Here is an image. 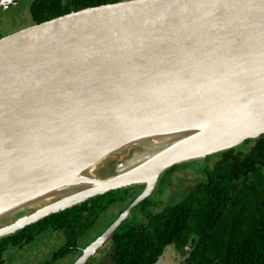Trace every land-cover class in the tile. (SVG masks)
<instances>
[{
  "label": "water",
  "instance_id": "1",
  "mask_svg": "<svg viewBox=\"0 0 264 264\" xmlns=\"http://www.w3.org/2000/svg\"><path fill=\"white\" fill-rule=\"evenodd\" d=\"M264 134V0H124L0 38V239ZM135 156L104 178L112 155Z\"/></svg>",
  "mask_w": 264,
  "mask_h": 264
},
{
  "label": "trees",
  "instance_id": "2",
  "mask_svg": "<svg viewBox=\"0 0 264 264\" xmlns=\"http://www.w3.org/2000/svg\"><path fill=\"white\" fill-rule=\"evenodd\" d=\"M108 2L85 0L73 11ZM70 11L57 7L49 17ZM207 159H213L212 166H205L202 179L174 202L161 206L160 198L149 197L131 211L109 240V264H157L171 246L172 264H264V134ZM143 188L140 184L110 191L1 238L0 264L8 250L37 245L53 233L62 245L43 264L72 251L79 258L86 247L77 248L83 233L109 206L119 204L115 220Z\"/></svg>",
  "mask_w": 264,
  "mask_h": 264
},
{
  "label": "rangeland",
  "instance_id": "3",
  "mask_svg": "<svg viewBox=\"0 0 264 264\" xmlns=\"http://www.w3.org/2000/svg\"><path fill=\"white\" fill-rule=\"evenodd\" d=\"M133 151V148H128L119 154L110 156L95 170V176L98 178H104L112 175L117 171L118 164L125 162L129 163L130 160H132V156H135V152ZM212 160H208L207 158L194 160L173 166L172 168L166 170L161 175L156 189L150 197L154 198L155 201L160 198L161 206H163L165 202H169L168 200L174 202L191 186L196 185L202 179L204 176L203 169L205 166H212L214 162ZM176 195L179 196L177 197ZM121 209L122 208L119 204L109 206L94 222V224L83 233V236L79 238L77 248L81 250L83 247H87L90 243H92L93 240H96L100 234L106 230L107 226L114 220ZM6 223L8 222L0 223V226L5 225ZM39 241L40 243H38ZM39 241L36 242L38 243L37 245L31 244L30 246L28 245L21 249L14 248L8 250L4 257V264H43L52 255V249L58 248L62 245L59 235L55 233L51 236L43 237ZM110 250L111 247L108 241L92 258H90L91 262L93 264H109L108 252ZM77 256L78 252L72 251L57 259L52 264H74L77 260ZM173 261L174 248L171 246L166 248L163 257L160 258L157 264H172Z\"/></svg>",
  "mask_w": 264,
  "mask_h": 264
},
{
  "label": "flooded vegetation",
  "instance_id": "4",
  "mask_svg": "<svg viewBox=\"0 0 264 264\" xmlns=\"http://www.w3.org/2000/svg\"><path fill=\"white\" fill-rule=\"evenodd\" d=\"M84 1L85 0H0V38L11 31L20 30L33 24H42L61 17H49L52 16L57 7L58 10L69 8V10L72 11L68 14H71L88 8L119 4L124 0H109L110 2L108 3L84 7L73 11L75 6L85 4L86 2L84 3ZM44 18L46 19L42 20ZM156 206L157 204L152 208ZM108 260H110L109 255Z\"/></svg>",
  "mask_w": 264,
  "mask_h": 264
}]
</instances>
